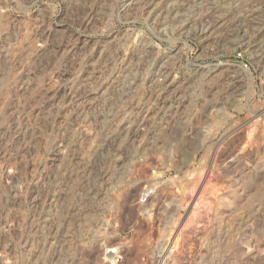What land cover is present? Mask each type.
Returning a JSON list of instances; mask_svg holds the SVG:
<instances>
[{
  "label": "rangeland",
  "instance_id": "1",
  "mask_svg": "<svg viewBox=\"0 0 264 264\" xmlns=\"http://www.w3.org/2000/svg\"><path fill=\"white\" fill-rule=\"evenodd\" d=\"M263 74L264 0H0V264H264Z\"/></svg>",
  "mask_w": 264,
  "mask_h": 264
},
{
  "label": "bare ground",
  "instance_id": "2",
  "mask_svg": "<svg viewBox=\"0 0 264 264\" xmlns=\"http://www.w3.org/2000/svg\"><path fill=\"white\" fill-rule=\"evenodd\" d=\"M219 66H220V65H219ZM187 67H188V66H187ZM162 68H163V67H162ZM213 68H214V67H213ZM189 70L191 71V68H190ZM189 70L186 71V69H185V71H186L187 73H189V72H188ZM192 70H193V69H192ZM220 70H221V69H220ZM220 70H219L218 67H217V69H216V70L214 69L213 72L220 71ZM163 71H164V70H163ZM163 71H162V72H163ZM172 71H173V70H172ZM180 71H181V70H180ZM193 71H194V70H193ZM206 71H207V70H206ZM211 71H212V70H210V72H211ZM183 72H184V71H183ZM186 72H185V74H186ZM194 72H196V71H194ZM213 72H212V73H213ZM222 72H223V71H222ZM163 73H164V72H163ZM190 73H191V72H190ZM191 74H192V73H191ZM191 74H190V75H191ZM193 74H194V73H193ZM193 74H192V75H193ZM213 74H215V73H213ZM213 74H212V76H214ZM219 74H220V73H219ZM160 75H161V72H160ZM162 75H163V74H162ZM205 75H207V74H204V76H205ZM158 76H159V75H158ZM158 76H157V77H158ZM188 76H189V75H188ZM210 76H211V75H210ZM205 77H206V76H205ZM132 78H133V77H132ZM191 78H192V77H191ZM210 78H211V77H210ZM154 79H156V78H154ZM156 80H157V79H156ZM208 80H209V79H208ZM205 81H207V80H205ZM208 82H209V81H208ZM169 111H170V110H169ZM255 117H256V116H255ZM258 122H259L258 120H255V121H254V123H253L254 128L252 129V132H250V134H249V139H251V137H252L251 135H254V134L259 130L260 123H258ZM260 130H262V129H260ZM250 131H251V130H250ZM257 134H258V133H257ZM263 134H264V131H263ZM253 137H254V136H253ZM252 141H253V140H252ZM247 174H248V173H247ZM141 204H142V203H141ZM141 204H140V205H141ZM143 204H144V203H143ZM142 206H143V205H142ZM177 226H179V225H177ZM177 226H176V227H177Z\"/></svg>",
  "mask_w": 264,
  "mask_h": 264
},
{
  "label": "built area",
  "instance_id": "3",
  "mask_svg": "<svg viewBox=\"0 0 264 264\" xmlns=\"http://www.w3.org/2000/svg\"><path fill=\"white\" fill-rule=\"evenodd\" d=\"M236 58L241 60L242 61V64L245 68H249V65H250V62H249V58H247V56L245 55L244 52H239L237 55H236ZM263 77V82H264V74L262 75ZM147 197L146 195L142 196L141 198V202L142 203H145L147 201Z\"/></svg>",
  "mask_w": 264,
  "mask_h": 264
}]
</instances>
